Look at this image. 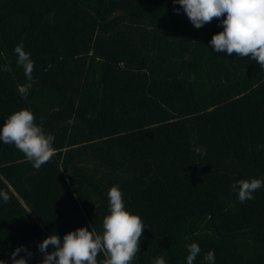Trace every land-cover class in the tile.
<instances>
[{
    "label": "trees",
    "instance_id": "obj_1",
    "mask_svg": "<svg viewBox=\"0 0 264 264\" xmlns=\"http://www.w3.org/2000/svg\"><path fill=\"white\" fill-rule=\"evenodd\" d=\"M222 30L217 19L195 28L173 0H0V128L27 109L55 137L39 170L0 141L11 197L0 199V260L23 245L42 264L37 246L54 232L102 234L119 186L145 227L132 264H187L191 243L193 264L210 250L215 264H264V187L244 203L232 190L264 181V69L215 52ZM21 42L32 81L16 63Z\"/></svg>",
    "mask_w": 264,
    "mask_h": 264
},
{
    "label": "clouds",
    "instance_id": "obj_2",
    "mask_svg": "<svg viewBox=\"0 0 264 264\" xmlns=\"http://www.w3.org/2000/svg\"><path fill=\"white\" fill-rule=\"evenodd\" d=\"M179 4L189 21L197 29L214 19L220 20L223 30L214 34L210 44L215 52H226L238 57H249L264 69V0H173ZM177 14L179 9H175ZM17 55L16 63L22 66L28 81H32L34 62L30 54L24 50L23 43L14 49ZM3 71H11L5 65ZM31 83L18 86L22 98L27 99ZM55 137L46 134L35 123V117L30 110L16 111L0 128V141L5 145H14L26 159L33 163L37 170L48 163L55 155L53 142ZM194 151L206 154V150L195 146ZM264 187L260 179H242L232 185V190L238 193V200L244 203L254 199L253 193ZM110 214L103 218L102 234L81 227L63 236L55 232L44 238L37 246L43 254L42 264H98L97 257L103 254L100 264H132L137 252L140 251V241L144 224L138 215L125 209L122 191L119 186H112L108 193ZM0 199L7 203L11 197L8 192L0 191ZM49 246L52 251L49 252ZM187 264H193L201 249L197 243L187 245ZM27 258L32 253L23 245L11 253L12 264H28ZM19 256V258H17ZM208 264H215V253L209 251L204 257ZM0 264H6L0 260ZM154 264H166L163 257H157Z\"/></svg>",
    "mask_w": 264,
    "mask_h": 264
}]
</instances>
